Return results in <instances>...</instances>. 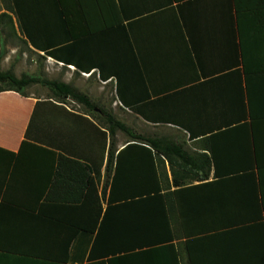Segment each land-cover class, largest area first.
Masks as SVG:
<instances>
[{
    "label": "crops",
    "instance_id": "obj_1",
    "mask_svg": "<svg viewBox=\"0 0 264 264\" xmlns=\"http://www.w3.org/2000/svg\"><path fill=\"white\" fill-rule=\"evenodd\" d=\"M7 1L29 52L57 54L39 57L46 69L88 96L79 84L107 86L114 111L160 127L189 160L156 161L161 193L174 192L163 215L65 202L82 186L52 185L59 155L95 164L103 190L90 112L42 86L0 91V264H264V0Z\"/></svg>",
    "mask_w": 264,
    "mask_h": 264
},
{
    "label": "trees",
    "instance_id": "obj_2",
    "mask_svg": "<svg viewBox=\"0 0 264 264\" xmlns=\"http://www.w3.org/2000/svg\"><path fill=\"white\" fill-rule=\"evenodd\" d=\"M0 1L5 9V12L0 13V23L3 22L7 27V36L15 37L26 47V41L18 37L12 17L8 13L12 11V6L7 3V0ZM45 55L57 56L55 52H45L44 56L39 55V57L44 58ZM35 84L46 87L59 99L70 98L89 111L91 120L88 118L82 119L89 124L91 129L89 131L90 135L93 130L95 132L94 137L96 138L95 134H97L99 142H103V150L106 153L105 179L101 194H98L95 182V176L98 173L95 164L88 165L84 162L59 155L57 161L58 171L52 185L62 186L66 177H68L67 175H69L72 178L73 185H77L79 188L82 186V191L78 194L66 197L65 199L61 198V200L69 203L86 204L92 203L91 198L94 197L97 205H100L103 199L106 205L152 207L155 210V215H163L160 210L163 206L169 205L168 201L164 200V196L167 198V196L174 192H169L165 195L161 193L162 185H160L156 174V161L161 160V156H163L168 160L170 167H173V163L177 160L188 162L189 155L184 149L183 144L163 136L144 135L134 131L133 128L116 118L111 110L101 107L86 93L80 91L71 83L63 82L59 78L48 79L26 73L17 76L11 69H0V91H15L24 95V89ZM122 103L126 106L123 101ZM96 109L98 110L97 114L95 113ZM34 117L35 111L26 129V138L30 137ZM118 131L122 132L126 139L123 142L124 146L116 153L118 143L116 134ZM88 160L91 161L89 158ZM101 163L102 161L100 165ZM209 165L210 160L205 156L199 166L201 171V174L198 173L197 175L199 180L207 178ZM134 169L137 172V177L132 178L128 173ZM172 183L176 187L183 184V182H177V180H173ZM107 185H109L108 196L105 195ZM45 198L46 200H50L49 195ZM144 214L143 212L140 213L143 217Z\"/></svg>",
    "mask_w": 264,
    "mask_h": 264
},
{
    "label": "rangeland",
    "instance_id": "obj_3",
    "mask_svg": "<svg viewBox=\"0 0 264 264\" xmlns=\"http://www.w3.org/2000/svg\"><path fill=\"white\" fill-rule=\"evenodd\" d=\"M0 58V69H11L17 76H20V74L22 73H26L28 75L45 77L48 79H61L62 77L61 75H59L60 72L58 73V71L52 69L51 67L46 69L45 62L41 58L30 53L29 50L26 49V47L15 37L7 36V27L3 22L0 23ZM79 88L88 91L90 93V98L94 102L98 103L106 110H111L116 118L133 128L134 131L150 136H168L160 127L146 125L139 119H137L134 115L126 112L120 107H116L114 111V109L112 108V96H110V90L107 88V86L103 90V97H101L102 95L97 92L96 86L89 85L87 87L83 84H79ZM44 90L43 88H41V85L37 84L31 85L24 89V91L36 93L37 95L43 94ZM97 111L98 110L95 111L96 114L98 113ZM116 139L118 141V144H121L126 138L122 134V132L118 131L116 134Z\"/></svg>",
    "mask_w": 264,
    "mask_h": 264
}]
</instances>
